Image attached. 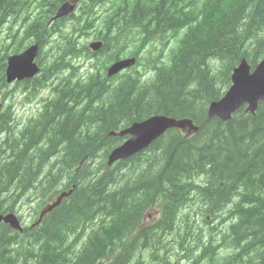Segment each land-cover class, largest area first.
<instances>
[{"label":"trees","instance_id":"1","mask_svg":"<svg viewBox=\"0 0 264 264\" xmlns=\"http://www.w3.org/2000/svg\"><path fill=\"white\" fill-rule=\"evenodd\" d=\"M65 1L0 0V212L29 206L37 219L75 186L21 234L0 224V264H264V102L254 116L206 119L239 60L264 56V0H78L76 17L49 25ZM89 32L100 51L80 43ZM25 40L40 73L9 87L5 60ZM130 56L133 68L107 78ZM46 87L17 127L12 95ZM153 115L198 131L171 129L107 167L122 141L110 133Z\"/></svg>","mask_w":264,"mask_h":264},{"label":"water","instance_id":"2","mask_svg":"<svg viewBox=\"0 0 264 264\" xmlns=\"http://www.w3.org/2000/svg\"><path fill=\"white\" fill-rule=\"evenodd\" d=\"M70 12V9L63 8L61 14L65 15ZM92 50L96 51L100 47V42H94L90 45ZM37 52V46L33 45L26 50L19 59H9L6 68V75L9 78L16 76L18 78L31 77L37 73L38 68L34 63V58ZM134 59H125L116 61L107 69V76H113L121 70L134 64ZM247 66L244 62L239 68L234 70L232 76L233 85L225 95V97L213 102L208 108V117L216 116L225 121L229 119L230 114L234 112L243 102L248 103V110L253 111L256 107V101L264 98V60L257 67L254 74L246 79ZM167 128H180L196 131L192 126L191 121L182 119L175 120L166 116H152L141 122L133 124L123 133H130L133 138L123 147L117 149L110 156V160L115 158H126L132 152L145 146L152 141L158 134H161ZM61 199L56 200L53 205L44 209V213L50 211L55 205H58ZM4 222L9 223L12 227L18 228V224L12 215L5 216Z\"/></svg>","mask_w":264,"mask_h":264},{"label":"bare ground","instance_id":"3","mask_svg":"<svg viewBox=\"0 0 264 264\" xmlns=\"http://www.w3.org/2000/svg\"><path fill=\"white\" fill-rule=\"evenodd\" d=\"M78 6H79V2H78V0H69V1H65V2H63L62 4H60L58 7H57V9H56V11H55V13H54V15L51 17V19H50V21L48 22V24L50 25V24H52L53 22H56V21H59V20H64V19H67V18H69L70 16H74L75 15V12H77V8H78ZM67 8V9H70V14L69 15H62L61 14V10L63 9V8ZM65 24H67V22L65 21L64 22ZM56 36H54L53 37V39L55 38ZM53 39L50 41V44H49V46H51V42L53 41ZM98 41H100V47H99V50L98 51H100L101 49H102V46H103V41L102 40H98ZM92 43H90L89 45H88V47H87V49L90 51V52H98V51H93L92 50V48L90 47V45H91ZM33 45H36L37 46V52H36V55H35V58H34V63H35V65L37 66V68H38V71H37V73L36 74H34L33 76H31V77H26V78H18V77H16V76H13L12 78H9L7 75H6V68H7V65H8V60L9 59H19V57L20 56H22L23 55V53L26 51V50H28L29 49V47H31V46H33ZM48 46V45H47ZM47 48V47H46ZM38 53H39V47H38V44L37 43H33V42H31L27 47H25V48H23V49H21L18 53H15V54H11V55H8L7 56V58H6V60H5V63H6V66H5V70H4V77H5V83L7 84V86H9V87H12L13 85H16V84H18V83H22V82H24V81H29V80H32L33 78H35V77H37L38 75H39V73H40V67L38 66V63H37V57H38ZM131 58L132 59H134L135 61L137 60V58L135 57V56H131ZM81 66V65H80ZM82 67V66H81ZM80 67V68H81ZM80 72V71H79ZM106 74V73H105ZM106 76H107V74H106ZM107 78H108V76H107ZM46 88H48L49 89V87H46ZM46 88L45 89H43V90H46ZM21 94V93H20ZM22 95V94H21ZM3 103L4 102H0V113H1V109H2V107H3ZM207 108H208V106H206V112H207ZM153 116H166V115H153ZM150 117H152V116H150ZM166 117H168V116H166ZM11 118H12V116H11ZM168 118H172V117H168ZM13 119V118H12ZM187 120H190L189 118H186ZM141 121H143V120H141ZM141 121H137V122H134V123H132V124H130L129 126H127V127H125V128H123V129H121V130H118V131H116V132H111L110 133V135L111 136H113V137H117V138H120V139H122V141H121V143L120 144H118L117 146H115L114 148H112L109 152H108V154L106 155V158H105V163H106V165H107V167H112L113 165H115V164H117L118 162H122V161H126V160H128V159H130L131 157H133V156H135L136 154H138V153H140V152H142V151H144L145 149H147L152 143H154L156 140H158L159 138H161L167 131H169V130H171L170 128H167V129H165L161 134H158L152 141H150L148 144H146L145 146H142V147H140L139 149H137V150H135L134 152H132L131 153V155H129L128 157H126V158H115V159H113V160H110V156L112 155V153L114 152V151H116L117 149H120L121 147H123L127 142H129L132 138H133V136L130 134V133H123L126 129H128V128H130L133 124H135V123H138V122H141ZM13 122H15L16 123V121L13 119ZM17 125V124H16ZM17 127H18V125H17ZM19 128H20V126H19ZM74 188H75V186H71V188L70 189H68V190H66V191H62V192H60L55 198H54V200H52L51 201V203H52V205L56 202V200H58V199H65V198H67L70 194H71V192L74 190ZM35 192H37L36 190H35ZM51 203H49L48 204V206H50V204ZM22 207V206H21ZM56 207H58V205H55L54 207H53V209L54 208H56ZM29 210H31V208L29 207ZM16 212L18 211V210H15ZM31 212V211H30ZM47 213H44V208L39 212V215L37 216V219H36V224H38L39 222H40V220L42 219V217L44 216V215H46ZM30 215V218H29V220H30V223L32 222V220H33V217L31 216V214H29ZM4 218H5V215L3 214V213H0V224H3L2 222H3V220H4ZM20 218V217H19ZM20 220H21V218H20ZM22 222V221H21ZM23 223V222H22ZM29 223V224H30ZM24 224V223H23ZM5 225V224H4ZM24 225H28V224H24ZM175 261V260H174ZM176 263H178V261L176 260ZM175 262H172V263H170V264H176Z\"/></svg>","mask_w":264,"mask_h":264},{"label":"rangeland","instance_id":"4","mask_svg":"<svg viewBox=\"0 0 264 264\" xmlns=\"http://www.w3.org/2000/svg\"><path fill=\"white\" fill-rule=\"evenodd\" d=\"M76 13L75 12V15L74 17H76ZM72 21H75L74 19L73 20H70L69 22H72ZM69 26L68 24H65V26ZM70 30H68L69 32ZM2 32L5 33L4 29H2ZM1 35V34H0ZM4 35V34H3ZM58 38V36H56L53 41H55L56 39ZM80 43L82 44H86V46L88 47V45L90 43H94L95 40L94 39V33L92 32H89L88 35L86 36H82L80 37ZM53 41L51 42V45H53ZM31 43V40H25L23 41V47L22 48H25L27 47L29 44ZM49 45L47 46V48L45 50H42V53L44 52H47L49 50ZM155 48V47H154ZM149 50V49H148ZM102 56V55H101ZM42 62L45 64V56L42 55ZM84 60L81 58L80 60H78V63L79 65L83 62ZM88 66L89 64L88 63H85L84 61V64L82 65V67L79 69L80 73L81 74H84L86 75L87 74V69H88ZM136 70V68L134 69ZM20 93L22 92H18L16 91L12 96L16 95L14 101L12 102V111H9V113L12 114V118L16 121V124L18 125V127L23 124L24 122H26L33 114L36 113V111L40 108V101L42 99H44L47 95H49L50 93V90L48 91V88H46V90H42L40 91L35 97H32L31 99H25L27 98V95H21ZM11 96V98H12ZM30 98V97H29ZM5 104H11V102H5ZM4 105V103H3ZM1 112H4L3 110V107L1 109ZM101 161V159L98 158L97 160V163ZM17 214L19 215V217L21 218V221L24 223V224H29L30 223V211L29 210V206H26V207H19L17 209ZM175 263H176V260H175ZM176 264H180V262L176 263Z\"/></svg>","mask_w":264,"mask_h":264}]
</instances>
